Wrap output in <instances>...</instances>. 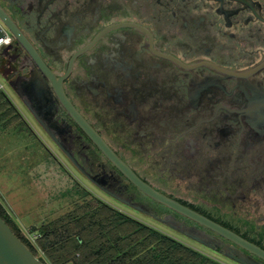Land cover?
<instances>
[{
  "label": "flooded vegetation",
  "instance_id": "af4514ba",
  "mask_svg": "<svg viewBox=\"0 0 264 264\" xmlns=\"http://www.w3.org/2000/svg\"><path fill=\"white\" fill-rule=\"evenodd\" d=\"M0 10L60 91L1 18L0 73L79 172L122 203L114 207L229 256L164 221L177 218L264 262L146 193L66 105L143 180L264 249V0H0ZM21 231L36 243L38 232Z\"/></svg>",
  "mask_w": 264,
  "mask_h": 264
},
{
  "label": "trees",
  "instance_id": "16d2710c",
  "mask_svg": "<svg viewBox=\"0 0 264 264\" xmlns=\"http://www.w3.org/2000/svg\"><path fill=\"white\" fill-rule=\"evenodd\" d=\"M6 96L0 90V111L11 112L15 107ZM0 214L36 255L43 251L46 264H227L101 199L94 207L86 201L32 227L39 233L36 243L22 233L1 200Z\"/></svg>",
  "mask_w": 264,
  "mask_h": 264
},
{
  "label": "rangeland",
  "instance_id": "374dc122",
  "mask_svg": "<svg viewBox=\"0 0 264 264\" xmlns=\"http://www.w3.org/2000/svg\"><path fill=\"white\" fill-rule=\"evenodd\" d=\"M1 83L25 119L22 124L25 125L24 130H11L15 132L0 130L2 131L0 132V185L6 188L5 183H9L11 180L15 187L11 185L8 187L9 191L18 193V196L26 192L25 198L23 196L26 204L23 202L17 207L18 211L13 213L15 218L23 221V223L18 222L19 225L33 223L39 227L46 221L65 215L74 207H80L86 201L90 202L91 207L95 206L98 199L108 201L112 205L122 206L121 202L97 189L86 176L79 172L34 117L13 84L0 73ZM38 163L42 168L41 177L36 174V169L35 172L33 171V167L38 166ZM18 196L17 200L10 197V202L14 201L12 203L15 206L18 204ZM122 208L127 209L129 214L227 264H241L220 251L185 236L137 210L129 207ZM24 232L32 235L36 231H32V233L27 229Z\"/></svg>",
  "mask_w": 264,
  "mask_h": 264
},
{
  "label": "water",
  "instance_id": "95a60500",
  "mask_svg": "<svg viewBox=\"0 0 264 264\" xmlns=\"http://www.w3.org/2000/svg\"><path fill=\"white\" fill-rule=\"evenodd\" d=\"M0 18L11 29V31L16 36V38L20 42H22L25 45V47L29 50L33 58L39 64L40 68H38V70L40 71L41 74H43V77L44 78L48 77L49 79H51L54 86L57 88V90L60 91L58 84L59 80L56 78L54 72L49 68V66L43 61L40 54L37 52L35 47L30 43L28 38L23 34V32H21L15 26L12 20H10L1 10H0ZM2 35H3V28L0 25V37H2ZM22 91H23L22 93H24L25 101L33 109L38 119L44 122V118L42 117V115L37 110H35V108H33L34 106H32L31 103L29 102L28 97L30 98V96L28 95L27 97L26 93L24 92V89ZM67 103L66 105H68V108L70 110L69 112L84 127V129L99 145V147L103 150V152L108 157H110L116 164H118L119 167L146 193L158 199L159 201L165 203L171 208L179 211L180 213L187 215L195 219L196 221L202 223L203 225L211 228L217 233H220L221 235L228 237L229 239L233 240L235 243L247 248L251 252L258 254L260 257L264 259V249L258 244L251 242L250 240L242 237L241 235L225 227L219 222L214 221L213 219L207 217L206 215L200 213L199 211L157 190L151 184L143 180L123 159H121L117 155V153L109 146V143L95 130V128L85 119V117L82 116V114L79 111H77V109L74 106ZM47 129H49V132L51 133L53 138L69 153V150L65 147L62 141H60L56 137L55 133L51 131L49 127ZM72 157L74 158V156ZM137 206L147 212L153 213L144 205L137 204ZM164 221L180 229L184 233L191 235L210 246L219 247L220 250H224L226 254L232 256L235 260L243 264H264V262L253 256L252 254L250 253L245 254L237 247L223 246L217 239L211 238L212 236H210V234H208L205 229L198 228L197 226L194 225H189L183 221L178 220L177 218H172L169 216L164 218ZM0 264H46L40 258V256L36 255L33 252V250L29 247V245L22 240V238L13 230V228L1 216V214H0Z\"/></svg>",
  "mask_w": 264,
  "mask_h": 264
},
{
  "label": "crops",
  "instance_id": "0c3cea01",
  "mask_svg": "<svg viewBox=\"0 0 264 264\" xmlns=\"http://www.w3.org/2000/svg\"><path fill=\"white\" fill-rule=\"evenodd\" d=\"M2 84V83H1ZM1 91L5 92V94L7 95L6 97L9 98L11 100V104L14 105L15 107V110L13 111H0V130H3L5 132H15V131H11L12 129H19V130H24L25 129V125H22L23 122L25 121L24 119V116L22 115L21 111L17 108V106L15 105V103L13 102V100L9 97V95L7 94V91L4 90V87L0 88ZM3 101V100H1ZM7 108H9V106H7ZM5 108V109H7ZM4 110V109H3ZM10 112V113H9ZM9 113V114H8ZM3 114H8L7 116L4 117ZM16 115L18 119L15 120L14 123H9L8 120L13 116V115ZM2 132V131H0ZM38 166H34L33 167V171L35 172V169L36 171V174L41 177L42 175V168L40 167V163L37 164ZM11 185H13V187H15V185L13 184V182H10L9 183H5V186L6 188L2 187L0 185V200L1 202L4 204V206L7 208L8 212L10 213V215L15 219V221L17 222V224L19 225L18 222H22V220L18 219V218H15V216L13 215V213L15 211H18L17 210V207L19 205H21L23 202H25L26 204V201L24 200L25 196L24 193L20 194L18 196V193H14V192H11L8 190V187H10ZM11 190H14V189H11ZM17 196H18V204L15 206V204H13L12 202H10V197H14L16 198L17 200ZM24 196V198H23ZM22 219V218H21ZM34 224L32 223L31 225L30 224H24L23 226L19 225L24 231L25 230H31L32 227H36L35 225L33 226Z\"/></svg>",
  "mask_w": 264,
  "mask_h": 264
},
{
  "label": "built area",
  "instance_id": "2783aa9c",
  "mask_svg": "<svg viewBox=\"0 0 264 264\" xmlns=\"http://www.w3.org/2000/svg\"><path fill=\"white\" fill-rule=\"evenodd\" d=\"M9 41V37L7 36V37H0V45L2 44V43H4V42H8ZM3 87V85L2 84H0V88H2Z\"/></svg>",
  "mask_w": 264,
  "mask_h": 264
}]
</instances>
